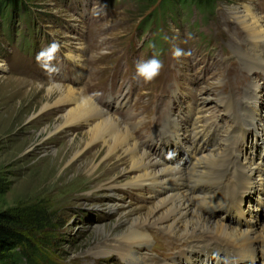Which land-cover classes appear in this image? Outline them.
Instances as JSON below:
<instances>
[{
  "label": "rangeland",
  "instance_id": "obj_1",
  "mask_svg": "<svg viewBox=\"0 0 264 264\" xmlns=\"http://www.w3.org/2000/svg\"><path fill=\"white\" fill-rule=\"evenodd\" d=\"M247 4L264 20V0H217L205 10L179 5L165 15L145 0L0 4V213L35 251L24 264H125L116 251L104 255V250L128 231L133 218L148 217L161 198L149 188L124 187L131 175L116 157L95 174H83L82 159L63 171L71 156L59 160L73 153L72 139L84 129L53 132L63 125L67 108L41 111L52 85H71L96 98L140 147L167 164L184 149L162 141L159 130L172 118L188 124L198 115L211 128L208 149L220 151L228 133L235 149L241 143L258 147V161L264 153L261 129L238 125V109L254 83L259 87L251 114L264 117V73L252 74L242 62L246 35L231 19L234 9ZM53 91L51 103L60 98ZM252 196L245 193L244 206ZM222 215L215 209L212 218ZM224 221L235 225L234 216ZM150 234L144 251L161 261L163 243L173 238L155 229ZM175 246L173 255L181 249Z\"/></svg>",
  "mask_w": 264,
  "mask_h": 264
},
{
  "label": "bare ground",
  "instance_id": "obj_2",
  "mask_svg": "<svg viewBox=\"0 0 264 264\" xmlns=\"http://www.w3.org/2000/svg\"><path fill=\"white\" fill-rule=\"evenodd\" d=\"M231 16L246 35L245 50L240 51L242 62L252 74L264 73L263 18L251 4L243 5L241 10L234 9ZM0 69L4 70L2 63ZM250 87L246 88L248 91L238 109V125L241 123L242 129L253 132L261 129L259 139L264 142V117L251 114L250 109L259 85L254 83ZM54 89L60 98L51 103L49 97ZM46 101L41 111L67 108L61 115L63 125L56 126L54 133L67 127L79 129L82 126L84 129L80 138L76 135L72 139L73 153L60 158L59 164L71 156L63 171L72 169L82 159L83 174H95L102 164L116 157L131 175L124 187L149 188L155 197H161L148 217L137 216L131 220L128 231L111 249L104 250V255L116 251L125 264H264V213H260L264 207V153L260 152L262 155L255 161L258 147L254 144L245 147L241 143L239 149H235L227 133L220 143L221 150H210L207 146L212 132L210 126L203 124L204 115L194 117L190 125L182 118H172L171 122L163 124L158 135L166 144L182 145L184 152L178 159L171 156L167 164L140 147L121 120L101 108L96 98H87L82 90L55 84L48 88ZM224 103L228 104V99L221 104ZM255 104L257 110V102ZM202 108L196 109L197 112ZM259 139L257 141L261 142ZM238 150L241 152L237 153ZM97 187L101 189L104 185ZM109 189L119 188L110 185ZM246 192H253V196L244 206ZM111 207L114 211L115 206ZM215 209H220L223 215L212 218ZM232 216L235 225L224 221ZM150 229L161 231L168 239L173 238L163 243L165 258L161 261L144 251L152 242ZM175 243L181 249L173 255Z\"/></svg>",
  "mask_w": 264,
  "mask_h": 264
},
{
  "label": "trees",
  "instance_id": "obj_3",
  "mask_svg": "<svg viewBox=\"0 0 264 264\" xmlns=\"http://www.w3.org/2000/svg\"><path fill=\"white\" fill-rule=\"evenodd\" d=\"M15 0H0L2 8ZM18 2V0H16ZM161 11V14L173 13L177 6L185 7L194 4L198 8L205 10L212 8L217 0H145ZM9 8V7H8ZM8 216L0 213V264H24L27 259L31 260L34 255L28 239L14 228L8 226Z\"/></svg>",
  "mask_w": 264,
  "mask_h": 264
}]
</instances>
